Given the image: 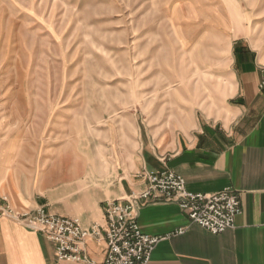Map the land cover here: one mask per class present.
<instances>
[{
  "label": "rangeland",
  "instance_id": "374dc122",
  "mask_svg": "<svg viewBox=\"0 0 264 264\" xmlns=\"http://www.w3.org/2000/svg\"><path fill=\"white\" fill-rule=\"evenodd\" d=\"M246 33L264 46V0H0V168L119 180L141 142L220 117Z\"/></svg>",
  "mask_w": 264,
  "mask_h": 264
},
{
  "label": "crops",
  "instance_id": "0c3cea01",
  "mask_svg": "<svg viewBox=\"0 0 264 264\" xmlns=\"http://www.w3.org/2000/svg\"><path fill=\"white\" fill-rule=\"evenodd\" d=\"M263 47L247 33L237 38L231 91L220 117L196 119L189 128L141 142L134 158L128 154L119 180L108 171L105 179L68 178L55 188L42 180L37 186L28 182L24 189L0 168V207L26 213L44 207L49 214L77 219L84 229L102 227L106 201L146 187L141 171L171 170L185 180L189 192L233 190L241 213L232 229L213 235L192 224L175 202L141 206L138 225L144 234H172L156 246L149 264H264V95L258 89ZM179 228L184 233L173 235ZM85 248L94 263L103 261L102 238L88 239ZM0 264L70 263L59 262L40 233L0 217Z\"/></svg>",
  "mask_w": 264,
  "mask_h": 264
},
{
  "label": "built area",
  "instance_id": "2783aa9c",
  "mask_svg": "<svg viewBox=\"0 0 264 264\" xmlns=\"http://www.w3.org/2000/svg\"><path fill=\"white\" fill-rule=\"evenodd\" d=\"M259 92L264 95V65ZM146 187L129 197L106 201L104 225L84 229L77 219L49 214L44 207L33 213L0 207V217L11 218L32 231H36L53 245L56 259L70 264H96L86 252L88 239H103L104 259L99 264H149L156 246L167 237L144 234L138 225V210L155 202H175L192 224L217 235L234 227L241 213L236 192L225 189L217 193H193L186 189L185 180L171 170L144 171ZM179 228L173 235L183 234Z\"/></svg>",
  "mask_w": 264,
  "mask_h": 264
}]
</instances>
